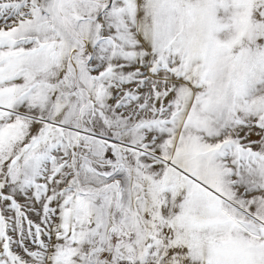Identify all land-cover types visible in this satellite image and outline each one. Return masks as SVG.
I'll return each instance as SVG.
<instances>
[{
  "label": "snow or ice",
  "instance_id": "obj_1",
  "mask_svg": "<svg viewBox=\"0 0 264 264\" xmlns=\"http://www.w3.org/2000/svg\"><path fill=\"white\" fill-rule=\"evenodd\" d=\"M0 264H264V0H0Z\"/></svg>",
  "mask_w": 264,
  "mask_h": 264
}]
</instances>
